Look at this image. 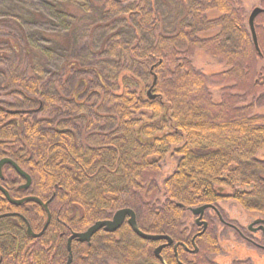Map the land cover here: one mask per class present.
Segmentation results:
<instances>
[{
  "label": "trees",
  "instance_id": "16d2710c",
  "mask_svg": "<svg viewBox=\"0 0 264 264\" xmlns=\"http://www.w3.org/2000/svg\"><path fill=\"white\" fill-rule=\"evenodd\" d=\"M155 1L60 0L70 17L91 3L98 16L91 32L102 30L99 45L83 43L58 79L21 71L6 77L10 105L0 102V160L16 163L31 185L19 190L22 179L3 167L0 186L13 200H29L9 205L0 193V216L17 214L0 218V264H66L71 233L124 208L133 210L140 231L167 235L187 250L200 231L195 225L189 234L183 230L189 209L232 201L264 219V159L258 158L264 115L254 112L264 106V14L254 20L256 50L249 16L234 0H178L171 33ZM127 17L129 36L115 28ZM198 49L227 67L212 76L223 85L219 103L192 65ZM147 113L150 120L163 117L161 126L144 123ZM174 147L178 160L159 205L161 163ZM34 199L50 201L48 212ZM47 214L45 232L28 236L25 221L37 234ZM204 219L208 227L194 239L197 253L177 247V261L173 247L164 248L166 264H216L209 257L221 248ZM159 244L138 238L124 223L113 234L96 233L89 245L73 241L71 264H160L153 256Z\"/></svg>",
  "mask_w": 264,
  "mask_h": 264
},
{
  "label": "rangeland",
  "instance_id": "374dc122",
  "mask_svg": "<svg viewBox=\"0 0 264 264\" xmlns=\"http://www.w3.org/2000/svg\"><path fill=\"white\" fill-rule=\"evenodd\" d=\"M234 1L244 11L245 18L249 16L252 9L264 8V0ZM60 3V0H0V102L5 105L8 101L7 90L5 91L6 77L9 78L13 71H21L27 75L36 73L45 77L55 75L58 79V70L63 62L68 57L70 59L71 55L79 53L83 48V43L99 45L102 30L91 32L90 26L98 20V16L90 11L91 3L84 2L87 5L79 8L71 17L65 14L64 9L59 6ZM153 4L154 10L162 20L165 32L174 31L175 19L180 14L178 0H156ZM129 22L131 20L127 17L126 24L118 21L115 28H121L123 34L129 36L131 32ZM218 32L217 29L202 34L201 37L208 38ZM191 62L198 72L206 76L212 100L219 103L223 85L212 80V76L226 71L225 63L202 49L194 52ZM260 65L264 66V62ZM254 112L264 115V106L255 107ZM150 116L151 114L147 113L146 117L141 119H144V123L150 122L160 127L163 117L150 120ZM174 149L176 147L161 163V173L157 179L161 190L157 198L159 205L165 200L162 190L163 182L175 171L178 160L173 152ZM258 158L264 159V152L260 153ZM237 189L249 191L251 187H237ZM216 208L225 224L240 229L246 237L264 246L259 240V234L254 235L247 231L250 223L261 218L259 215L245 212L232 201L220 202ZM205 215L212 223L221 248L220 254L209 257L212 262L216 264H264V249L249 245L231 227L220 223L211 210L206 211ZM193 225L194 216L190 211H185L182 220L183 230L189 234Z\"/></svg>",
  "mask_w": 264,
  "mask_h": 264
},
{
  "label": "water",
  "instance_id": "95a60500",
  "mask_svg": "<svg viewBox=\"0 0 264 264\" xmlns=\"http://www.w3.org/2000/svg\"><path fill=\"white\" fill-rule=\"evenodd\" d=\"M260 14H264V8L256 7L254 9H252V11L250 12L249 17H248V26H249L252 42H253V45H254L256 50H258V43H257V37H256V33H255V28H254V20ZM154 81H155V79H154ZM147 95H148L149 99L155 98V96H152L150 94V90L147 92ZM6 165L10 166L18 176H20L21 178L24 179L25 183L21 186V189H28L31 185V178L29 177V175L27 173H25L23 170H21L16 163H14L12 160H10L8 158H3L0 160V179L2 178V168ZM0 193L4 196L5 199H7V201H9V203H11L15 206H19L24 201L28 200L26 198L22 199V200L11 199L9 194L7 193V191L5 189H3L1 186H0ZM35 201H37L38 204L41 205L47 211L48 203H42L38 199H36ZM208 209L214 210L217 213V216L219 217V219L221 220V216L219 215V213L217 212V209L214 206L204 205L201 207L189 209L190 213L195 218L194 224L198 227L202 226V230L196 236L202 235V233L206 230L207 223L205 221H203L202 218H203L204 212ZM5 216H0V218L5 217ZM9 216H12V215H9ZM49 220H50V216L48 214L47 222L45 223L43 230L39 234H34L31 230V228L28 226L27 235L32 237V238L40 237L44 233V231L46 230V228L49 224ZM124 223L127 224V226L130 228L132 233L135 236H137L138 238H140L144 241H149V242H155V243L160 242V244L153 250V256L156 260L159 261L160 264H166L164 259L161 256V251L164 248H168V247L172 246L176 259H177V254H176L177 247L184 248L190 254H196L197 253V248L194 244V239L196 236L193 237V239H192V246L194 249L193 250H187L185 245H183L181 243H174L173 240L167 235H153V234L143 233L142 231L139 230V228L137 226L136 217H135V213L133 212V210H131L129 208H124V209L116 211L113 214V216L111 217V219H109V220L97 221L94 224H92L90 227H88L83 232L72 233L69 236V238L67 239L66 249L68 252V258H67L66 264L72 263L71 243L73 241H75L77 243H81V244L86 243L89 245L92 237L96 233L103 231L105 233L113 234V233L117 232L122 227V225ZM254 225H259V227L257 229L264 232V219H262V218L256 219L255 221H253L248 226V229L251 230ZM177 261H178V259H177ZM178 263H180V262H178Z\"/></svg>",
  "mask_w": 264,
  "mask_h": 264
},
{
  "label": "flooded vegetation",
  "instance_id": "af4514ba",
  "mask_svg": "<svg viewBox=\"0 0 264 264\" xmlns=\"http://www.w3.org/2000/svg\"><path fill=\"white\" fill-rule=\"evenodd\" d=\"M6 166H8V165H6ZM10 167V166H9ZM11 168V167H10ZM3 169V168H2ZM12 169V168H11ZM13 170V169H12ZM13 172H14V170H13ZM15 173V172H14ZM16 174V173H15ZM17 175V174H16ZM20 177V176H19ZM21 178V177H20ZM2 179V178H1ZM22 179V181H23V183L21 184V185H19V187H18V189L19 190H22V191H26V190H28V189H21V186L25 183V181H24V179L23 178H21ZM4 189V188H3ZM7 193H8V191H7ZM9 194V193H8ZM10 196V195H9ZM4 197V196H3ZM11 198V197H10ZM27 199V198H26ZM20 200H22V199H20ZM29 200V199H28ZM28 200H26V201H28ZM36 199H34V201H35ZM6 201H7V199H6ZM26 201H24L23 203H25ZM40 201V200H39ZM36 203H38L37 201H35ZM42 202V201H41ZM49 202L50 201H47V202H45V203H48L49 204ZM7 203L9 204V205H13V204H11V203H9V201H7ZM22 203V204H23ZM43 203V202H42ZM21 204V205H22ZM15 206V205H14ZM20 206V205H19ZM41 206V205H40ZM42 207V206H41ZM47 207H48V205H47ZM43 208V207H42ZM216 208V207H215ZM44 209V208H43ZM217 209V208H216ZM208 210H211V209H208ZM45 211H46V209H45ZM207 211V210H206ZM205 211V212H206ZM213 213H214V215L216 216V218L218 219V221L220 222V223H222V224H224V225H226V226H228V227H231L233 230H234V232L240 237V238H242L243 240H245L249 245H251L252 247H255V248H261V249H264V246H261L260 244H258L257 243V241L256 240H254V239H252V238H250V237H246V235H244V233H243V231H241L240 229H236L235 227H233V226H229L228 224H225L224 222H223V220L221 221L220 219H219V217L217 216V213L214 211V210H211ZM46 212H48V208H47V211ZM205 212H204V215H205ZM217 212L219 213V210L217 209ZM9 215H12V216H17V214H10V213H7L6 214V216L5 215H1V216H5V217H11V216H9ZM204 215H203V218H202V220L203 221H205L206 223H207V227H208V222L204 219ZM219 215H220V213H219ZM221 216V215H220ZM47 219H48V214H47ZM194 220H195V218H194ZM25 221V220H24ZM50 221V220H49ZM46 222H47V220H46ZM45 222V223H46ZM25 223H26V233H27V228H28V224H27V222L25 221ZM251 224V223H250ZM249 224V225H250ZM45 225V224H44ZM195 225V224H194ZM248 225V226H249ZM196 226V225H195ZM248 226H247V231L248 232H250V233H252V234H254V235H256V234H259V240L264 244V232L263 231H261V230H259V229H257L258 227H259V225H254L253 227H252V229L251 230H249L248 229ZM197 228H198V230H202V226H200V227H198V226H196ZM207 227H206V229H207ZM44 228V227H43ZM43 230V229H42ZM41 230V231H42ZM40 231V232H41ZM199 231V232H200ZM33 232V231H32ZM39 232V233H40ZM45 232V231H44ZM198 232V233H199ZM205 232V231H204ZM203 232V233H204ZM39 233H37V234H39ZM197 233V234H198ZM202 233V234H203ZM35 234V233H34ZM72 234V233H71ZM70 234V235H71ZM196 234V235H197ZM195 235V236H196ZM194 236V237H195ZM69 238V237H68ZM67 238V239H68ZM193 239V238H192ZM72 244V243H71ZM66 245H67V241H66ZM189 253V252H188Z\"/></svg>",
  "mask_w": 264,
  "mask_h": 264
}]
</instances>
